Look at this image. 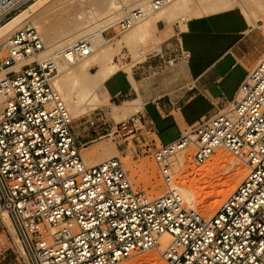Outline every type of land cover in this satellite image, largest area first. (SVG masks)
<instances>
[{
	"label": "built area",
	"instance_id": "1",
	"mask_svg": "<svg viewBox=\"0 0 264 264\" xmlns=\"http://www.w3.org/2000/svg\"><path fill=\"white\" fill-rule=\"evenodd\" d=\"M35 1L0 0V25ZM173 1L152 0L149 9ZM121 6L119 20L103 32L108 42L113 38L107 30H130L147 16L142 8ZM45 48L29 24L0 43V73L5 72L0 77V218L12 217L30 264H123L134 253L158 248L165 234L170 237L161 250L165 264H264V57L232 100L154 148L166 186L154 196L133 187L120 158L88 164L82 155L55 77L57 59L73 64L93 53L90 37L43 56ZM188 57L179 40L169 39L131 68L146 66L150 74L158 65L170 68ZM147 122L138 110L107 135L127 140ZM218 148L229 150L249 171L205 217L188 207L175 166L184 151L192 149L202 165Z\"/></svg>",
	"mask_w": 264,
	"mask_h": 264
},
{
	"label": "crops",
	"instance_id": "2",
	"mask_svg": "<svg viewBox=\"0 0 264 264\" xmlns=\"http://www.w3.org/2000/svg\"><path fill=\"white\" fill-rule=\"evenodd\" d=\"M162 35L164 41L179 40L187 60L170 68L158 65L150 74L146 66L131 74L119 71L104 83L108 98L139 101V111L147 116L146 128L134 137L138 147L168 144L232 100L264 50L262 24L260 29L250 25L239 8L190 18L185 27L176 25ZM128 113L134 114L130 107Z\"/></svg>",
	"mask_w": 264,
	"mask_h": 264
},
{
	"label": "rangeland",
	"instance_id": "3",
	"mask_svg": "<svg viewBox=\"0 0 264 264\" xmlns=\"http://www.w3.org/2000/svg\"><path fill=\"white\" fill-rule=\"evenodd\" d=\"M68 1L42 0L40 2H32L36 4L30 3L26 8L22 9L20 12L14 15L6 23L1 24L0 27L5 26L15 17L22 14L23 11L33 6L27 12L29 14L26 13V16H24L23 19L18 22L20 23L19 26L9 32L7 36L9 37L16 30L29 23V25L35 26L38 29L44 43L46 44L47 38L44 37L43 32L41 31L43 28L52 31L53 33H58L59 30L64 29V25L66 24L67 20L73 18L75 14L82 11V9L88 12L91 10V6L96 7L95 3L93 4L95 0ZM77 1L81 3H77ZM71 2H73L72 5ZM126 2L130 4L134 1L128 0ZM132 5L136 6V4ZM29 19L33 20H30L28 22ZM255 19L260 20L259 24H262V33L264 36V20H262L264 19V14L261 15L260 13H255ZM32 22L36 23L37 25L33 24ZM176 25L182 26L181 22L178 19L172 21V23L159 21L157 23L158 29H155V31L147 38V40L139 43L135 49H132L128 46L117 45V39L122 37L123 33H126L127 31L123 32L119 28L115 27L106 31L108 37L113 38L110 42H108L109 44L107 43L108 45L106 46L113 45L115 47L113 58L114 61H116V63L119 65V67L122 68L120 71H126L127 73L129 72V74H131L132 65L137 61L145 59L146 55H143L142 53H140V51L143 50V52L148 54L150 51L159 50L161 44L165 42V38L162 37V34H166ZM57 28L59 29L57 30ZM263 57L264 50L260 54L256 62L252 64L250 69L253 68L255 64H257V62ZM130 60H132L131 63H129ZM95 70L96 66H93L91 71L95 72ZM123 104L124 101L119 102L108 98L102 107L91 111L88 110L86 113L80 115L79 117L73 119V116L71 114V117L73 119L72 126L77 141L84 143L88 140L95 139L94 142L81 147L82 155L85 158V155L83 153V149L85 148L88 149V151L91 152V154H93L95 158H98L106 153H110L113 155L111 157H118L124 163L125 169L129 177L131 178L133 187L136 190H144L154 196L163 194L166 190V186L163 183V180L159 174L158 166L152 155L155 146L152 145L150 147H147V145L144 144L141 145V147H138L139 144L136 140H134V137L125 140L120 136L112 134L107 135V133H109L110 131L107 129L115 127L122 120L129 118V113L125 117H121L120 119H116L113 116L114 106H121ZM136 111L137 110H133V113H135ZM188 130H190V128L185 129L184 131ZM118 149H120L121 151H118ZM219 149H224V151L227 152V155L231 157L233 161L225 163L223 162L220 165L217 164L214 161L213 157L217 155L216 152ZM217 150L205 164L200 165L197 164L193 159L192 149H189L180 154V166H175V169L177 171L176 183L179 185V187H181L179 188L180 192L183 195L187 191V188H195V192L199 194V198L201 200L198 198L199 201H197V203L194 205V210L205 217L212 216L216 212L222 201L232 191H228L225 194L222 201L218 203L219 205L217 204L216 207H214L212 210H208L210 204L213 203L212 201L216 199V192L224 188L223 184L225 183V181L229 180L240 168V170H243L244 172L238 182L239 184L244 178L245 174L248 172L246 170H249L248 165H245L244 162H242L229 150L225 148H218ZM209 163L211 164L209 165ZM210 169H212L213 172ZM206 171L209 172V175L205 177L200 175L201 172L206 173ZM184 184L186 186V189L183 187ZM214 193H216V195ZM187 204L190 208V204L188 202ZM9 217L10 220H8L7 224L4 223L2 218H0V264H30L29 253L19 235L18 229L14 224L12 217ZM123 264H165V261L163 260L159 248H155L147 252L134 253L130 258L126 259Z\"/></svg>",
	"mask_w": 264,
	"mask_h": 264
},
{
	"label": "bare ground",
	"instance_id": "4",
	"mask_svg": "<svg viewBox=\"0 0 264 264\" xmlns=\"http://www.w3.org/2000/svg\"><path fill=\"white\" fill-rule=\"evenodd\" d=\"M40 1L42 0H36L35 2ZM126 1L128 0H97V2L95 0L93 4L95 3L96 7L91 6V10L88 12L82 9V11L75 14L73 18L68 19L64 25V29H61L62 31L59 30L60 33H57L56 31V33H53L48 29L41 28L44 37L47 38V42L45 44L46 48L43 52V56L55 53L64 46L83 39L86 36L90 37L93 47V53L90 56L76 61L73 64L61 59H57L59 72L55 77V86L60 92L64 101L67 103L73 119L86 113L88 110H95L104 105L108 99V96L104 90V83L109 77L122 69L113 58L115 47L113 45L106 46L109 43L105 39L103 32L106 28L119 20L122 10L121 5L123 3H126V5H131L132 7L142 8L147 13V16L143 21L136 24L132 29L126 30L127 32L123 31L126 33H123L122 37L117 39L118 46H128L132 49H135L139 43L147 40V38L155 31V29H158L157 23L159 21L172 23V21L178 19L182 26L185 27V21L190 18L209 15L232 8H239L241 13H243V15L246 17V20L249 22V24L256 26V23L259 19H255V13H260L261 15L264 14V5L262 0H175L155 11H151L149 9L150 2L152 0H133L134 2L130 4ZM68 2H70V0ZM72 3L73 2H71V5ZM77 3L81 2L77 1ZM132 4H136V6H133ZM32 7L33 6L23 11L22 14L15 17L5 26L0 27V43H3L7 40V34L19 26L20 23L18 22L23 19L24 16H26L25 14ZM30 20L33 19H29L28 22ZM32 23L36 24L34 22ZM58 29L59 28H57V30ZM140 53L147 55L145 52H143V50H141ZM93 66H96L95 72L91 71ZM4 73L5 72H1L0 77L3 76ZM129 107L131 110L138 111L139 108H141V105L139 101H135L131 104L126 102L121 106L115 105L113 116L116 119L125 117L129 112ZM83 153L88 164L97 163L113 156L110 153H106L98 158H95V156L91 154V152H89L86 148L83 149ZM216 154L217 155L213 158L214 161L219 165L223 162L225 163L233 161V159L227 155V152L224 151V149L217 150ZM210 164L211 163H209V165ZM210 170L212 171V169ZM243 172L244 171L240 170L239 168L229 180L225 181L223 184L224 188L220 189V191L218 190L219 192H216L217 195L214 193L216 195V199L212 201L213 203H211L212 205L210 204L208 210H212L214 207H216V205L222 201L225 194L235 188L241 179ZM200 175L205 177L209 175V172H201ZM177 187L181 188L178 184ZM183 187L186 189L185 184ZM183 196L186 197H184L185 200H187V202L190 204V209L194 210V205L197 203V201H199V194L195 192V188H187V191L183 194ZM2 219L4 223L7 224L8 220H10V217L7 213H4ZM169 241V235H163L159 239V250H163Z\"/></svg>",
	"mask_w": 264,
	"mask_h": 264
}]
</instances>
